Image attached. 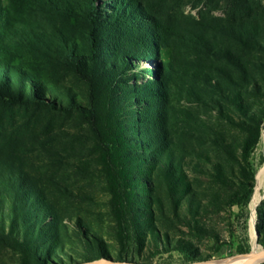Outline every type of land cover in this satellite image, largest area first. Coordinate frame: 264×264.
<instances>
[{
	"label": "rangeland",
	"instance_id": "obj_1",
	"mask_svg": "<svg viewBox=\"0 0 264 264\" xmlns=\"http://www.w3.org/2000/svg\"><path fill=\"white\" fill-rule=\"evenodd\" d=\"M0 6L11 20L0 44V68L11 76L3 80L0 73V90L6 100L56 102L0 98L1 213L11 206L19 221L30 213L29 226H44L42 236L25 228L19 235L7 219L0 264H45L51 254L57 264H223L252 250L249 204L242 213L223 200L236 175H216L221 167L239 168L246 136L240 118L261 119L250 159L255 174L264 165V38L261 48L257 42L264 0H1ZM146 27L159 36L146 39ZM92 38L93 63L86 58ZM77 58L85 63L82 74ZM241 91L248 116L235 99ZM170 157L200 193L189 186L196 198L180 217L164 185ZM211 193L218 195L207 199ZM154 203L163 206L155 218L145 212Z\"/></svg>",
	"mask_w": 264,
	"mask_h": 264
},
{
	"label": "trees",
	"instance_id": "obj_2",
	"mask_svg": "<svg viewBox=\"0 0 264 264\" xmlns=\"http://www.w3.org/2000/svg\"><path fill=\"white\" fill-rule=\"evenodd\" d=\"M10 3H16L18 0H8ZM1 2V0H0ZM92 7H94L95 10H97V6L94 5L93 6V2H92ZM117 9V3H114V10ZM9 10H4L1 6H0V44L2 42H4V36L8 34L9 30H10V24H11V20L9 18ZM97 16L93 14L92 11V16H91V27L94 29H97L99 27L98 25V21H97ZM128 23V21L126 22V24ZM150 28L146 27V34H144L146 36V39H150L153 38L154 35H158V32L156 31L155 33L153 32H149ZM142 37L139 36L138 40H143L141 39ZM263 38L264 35H259L257 37V42H258V46L259 48L262 47V42H263ZM91 42V52L86 56V58H88L87 60L89 62H92L94 60H96V49H97V41L92 38L90 40ZM149 44H146V46H148ZM262 49H258V51H260ZM70 58L73 57V53H69ZM259 63H263L261 61H259ZM83 65H85L84 61L82 59H76V62L74 64L76 70L82 74V70ZM239 67H241V69H244V63L239 64ZM85 70V69H84ZM0 73L2 75V77L4 78L3 80H5L6 78H10L11 73L8 70L7 67L5 68H0ZM245 92V91H243ZM240 94H236L235 95V99L237 101V105L240 107V109L243 111V114L248 116L247 114H249V110L247 108V106H245V100L243 99L242 96V91L239 92ZM0 98L2 100H6V97L4 95V93L2 92V90H0ZM11 99L6 100V102L8 103H15V102H19V103H37L40 105H51V106H56V102L54 101H48L46 99H42L40 97H36V96H31L29 98L23 99L20 97H10ZM68 108L71 110L72 109V105L68 106ZM79 110L81 111L82 115L86 116V112L84 111V107L82 105H80ZM256 116V115H255ZM258 118V117H256ZM251 121H248L246 119L240 118V122L239 124L242 126V128H244L246 130V136L243 139L242 145H241V157L239 161V168L238 167H231V168H220L217 172L216 177L218 178H222V179H232L234 177V174L236 175L237 181H236V185L230 188V192H228V194L226 195V197H223V200L225 202V204H227L228 206H230V208L234 207V206H238L241 210L242 213H244V211H246V208L251 200V197L253 195L254 192V188L256 185V174H255V169L254 166L251 162V153L253 151V149L256 147V145L259 142L260 139V134H261V119L260 121L257 122V119H255V117H250ZM90 123L92 124V127L94 125L93 123V117H90ZM172 158L171 164L168 167L170 170L167 173V177H166V181H165V186L167 187V191L169 192V196L170 199L175 202L176 208H175V214L176 216L180 217L181 215H183V212L185 211L184 207H187V210L190 211L192 208V201L194 200L195 195L193 192L190 191L189 186H191V188L195 191V194L198 196L200 193L199 191L193 187L192 183L188 180L185 179L183 175H185L184 173L180 172L178 167L181 165L180 161H178V159H175L173 157ZM174 161V162H173ZM173 162V163H172ZM167 170V169H166ZM232 175V176H230ZM148 187H150V191L152 192L154 190V187L156 186L153 182H151V185L146 184ZM195 188V189H194ZM197 190V191H196ZM216 194L218 195V193H211V194H205V197L207 199H212L216 197ZM200 197V196H199ZM10 204V203H8ZM153 206L155 208L150 210H147L145 212L148 211V213H151L152 216L155 218L156 215L158 213H163V206L161 204H156L154 203ZM6 211L8 212V215H4V212L1 213L0 210V224H1V229L3 228V226L5 225V222L7 219L11 220V228L12 230L14 228H18V234L20 235V233H22V228H23V233L25 234V230H31L33 229V235L42 236L43 234V225H40L38 227H33V226H29V222L31 220V216L30 213L28 214L27 211V216H21V221H19V218L17 217L16 214V210L13 207H9V209H6ZM257 216L259 221H257V226H258V230H259V242L262 243L264 245V200L261 202V207H257ZM247 217V215H244ZM10 217V218H8ZM36 218L38 219V216H36ZM23 226V227H22ZM25 228V230H24ZM88 239L91 240V237H89ZM218 239V237H217ZM225 243L220 241L219 242V247L223 246ZM181 247L182 250H184L186 252V256L188 257L189 260L194 259V253L191 252L190 248L188 249V247H186L183 243H180L179 245ZM239 251L240 252H245L246 250L243 249V247L241 245L238 246ZM219 250V248L216 249L215 252H217ZM51 256H53L54 258H57L55 256V254H51ZM53 260H49V263H45V264H57L56 261ZM261 264H264L261 263Z\"/></svg>",
	"mask_w": 264,
	"mask_h": 264
},
{
	"label": "bare ground",
	"instance_id": "obj_3",
	"mask_svg": "<svg viewBox=\"0 0 264 264\" xmlns=\"http://www.w3.org/2000/svg\"><path fill=\"white\" fill-rule=\"evenodd\" d=\"M262 140L264 143V132L262 133ZM264 187V165L260 167L256 173V185H255V192L254 195L251 199L250 202V209L252 213L251 217V235H252V252L253 253H258L260 252L263 248L259 246L255 240V231H254V221H255V213L257 206L259 205L262 195H261V190ZM247 259V256H238L234 257L231 260H226L223 264H243L244 261ZM91 264H114L106 260H100L97 262H93ZM179 264H186V263H179ZM191 264V263H190ZM199 264V263H196Z\"/></svg>",
	"mask_w": 264,
	"mask_h": 264
},
{
	"label": "water",
	"instance_id": "obj_4",
	"mask_svg": "<svg viewBox=\"0 0 264 264\" xmlns=\"http://www.w3.org/2000/svg\"><path fill=\"white\" fill-rule=\"evenodd\" d=\"M254 192H255V188H254ZM254 192H253V195H254ZM253 195H252V197H253ZM252 197H251V199H252ZM263 198H264V195H263ZM250 202H251V200H250ZM250 202H249V205H250ZM261 202H262V200H261ZM257 215L258 214H257V209H256V220H255V224H254V231H255L256 242L258 244L260 233H259L258 226H257ZM245 255L247 256V259L244 261L243 264H261L264 262V247L258 253H253L251 250L249 253L237 255V256H245ZM237 256H234V257H237ZM234 257H232V258H234ZM232 258L225 259V260H231ZM97 261H100V260L89 261V262H86L83 264H91V263L97 262ZM109 262L114 263V264H139L137 262L120 261V260H113V259L109 260ZM219 264H221V263H219Z\"/></svg>",
	"mask_w": 264,
	"mask_h": 264
}]
</instances>
